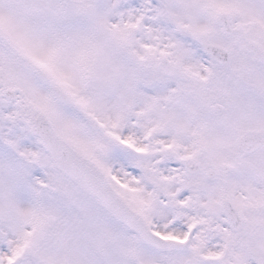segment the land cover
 <instances>
[{"label": "snow or ice", "instance_id": "1", "mask_svg": "<svg viewBox=\"0 0 264 264\" xmlns=\"http://www.w3.org/2000/svg\"><path fill=\"white\" fill-rule=\"evenodd\" d=\"M0 264H264V0H0Z\"/></svg>", "mask_w": 264, "mask_h": 264}]
</instances>
